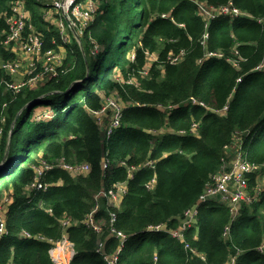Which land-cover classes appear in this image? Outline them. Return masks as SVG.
<instances>
[{"label": "trees", "instance_id": "trees-1", "mask_svg": "<svg viewBox=\"0 0 264 264\" xmlns=\"http://www.w3.org/2000/svg\"><path fill=\"white\" fill-rule=\"evenodd\" d=\"M11 1L0 0V14ZM93 1V19L79 41L63 45L55 76L13 93L0 68V165L17 117L0 166V205H7L0 264H56L49 248L64 234L75 250L69 264H264V174L255 169L238 216L212 198L181 238L170 233L213 176L231 168L233 141L241 160L264 165V69L255 70L264 61V0H196L209 10L231 2L240 12L212 18L195 0ZM26 4L43 48L56 50L58 15L43 16L38 0ZM147 53L157 58L149 62ZM13 60L0 46V62ZM110 95L129 104L108 134L92 111ZM147 159L153 167H142ZM64 162L89 170L73 175ZM119 186V204L98 199ZM98 202L101 233L84 223ZM63 216L77 224L65 228ZM157 225L165 228L145 231ZM111 227L126 235L122 244Z\"/></svg>", "mask_w": 264, "mask_h": 264}, {"label": "built area", "instance_id": "built-area-1", "mask_svg": "<svg viewBox=\"0 0 264 264\" xmlns=\"http://www.w3.org/2000/svg\"><path fill=\"white\" fill-rule=\"evenodd\" d=\"M197 4L201 13L209 18L214 17L215 13L232 14L235 16L240 14L239 10L234 8L231 2H229V4L222 5L220 9L217 10H209L203 3L197 2ZM26 5V0H12L9 3L8 13L0 14V17H3L6 23V29L1 33L3 35V46L9 47L11 50L19 52V54L22 53L26 58L24 60V63L26 64L24 68L21 67V61L17 59L13 61L0 62V67L3 68V71L9 77V79L5 81L4 89L10 90L13 93H17L19 92V90H22L25 87L36 88L46 77L55 76L57 74L58 67H60L61 65L62 59L64 58L65 47L63 45H68L72 37L76 38L77 41H79V34L82 33L83 28L86 26V24L93 19V0H51L50 5H47L49 6L48 10L45 11L43 8V16L50 18L51 16L53 17L54 15H58L55 20V24L59 27L62 44L58 45L56 50H54L53 48L44 49L41 34L31 23L30 12ZM59 19L62 20V22L64 21V23H61L60 25ZM64 30H66V33L64 32ZM75 33L78 37L75 35ZM153 55L151 57V60H155L157 58L155 53ZM181 56L182 52L177 56L171 57L170 61L177 62L178 60H180ZM36 60H39V62H37ZM39 65L41 68H39ZM148 67L149 63L144 68L143 74H147ZM36 69L39 70L35 71ZM262 69H264V61L255 67V70ZM18 73L22 74V77L16 79L15 76ZM239 80L240 79H237V81ZM190 100L194 101L192 97L190 98ZM102 103L103 106L101 107V109L92 111V113L96 119L97 124L103 126L105 130H107V133L110 134L115 127L119 126L120 118L122 116V110L129 103H122L115 95L106 96L104 100H102ZM108 109L112 111L113 116H107ZM4 122L5 118L4 116H1L0 143L3 136ZM9 138L10 131L8 133L7 142ZM239 156L240 155H237L236 158L232 160V166L229 171H223L222 173L218 174L219 177L215 178L216 183H208L205 185L201 192V196L198 199V202L192 207L187 208L183 212L184 216L181 219V224L178 225L175 229L170 230L172 236L181 238L182 228L185 225H189L195 221L194 216L197 213L198 206L203 203L202 200L212 199L217 194L223 193L218 199L225 203H231V208L233 210L236 209L235 203L239 200H243L247 193L246 174L247 172L252 171V167L247 162L241 160ZM105 165V161H102V166L105 167ZM146 165L149 167H153L154 160H145L142 164V167ZM62 166L73 175L86 173L89 170V165L87 163L77 165L66 164L64 162ZM232 182H236V184H234L233 186L230 185V183ZM153 183L154 181H152L151 186L153 185ZM35 184L38 188L41 187V183L35 182ZM119 189L123 191V187L119 186L116 190L110 189L102 193L101 196L108 199V205L119 204L121 199V193ZM98 205L99 203L95 204L88 217L85 218L84 223L85 225H88L93 230H95V232L101 233V221L94 219V213L99 208ZM5 211L6 210L4 209V205H0V239L5 233V223L3 221V214L5 213ZM110 217V221L112 223L115 218V213L110 212ZM60 221L65 228L77 224V221H72L67 216H63ZM158 228L163 229L165 227L157 225L155 226V229H153L151 226H148L146 227V230L152 231L158 230ZM109 233V236L117 237L120 240L121 244L126 239V235L124 233L117 231L113 227L110 228ZM41 239L43 240L44 238ZM258 250L264 254V244H262L258 248ZM49 252L52 260L56 264H69L75 253V250L73 248V244L64 234L61 239L52 243ZM115 259L116 255H111L108 258L110 263H113Z\"/></svg>", "mask_w": 264, "mask_h": 264}, {"label": "bare ground", "instance_id": "bare-ground-1", "mask_svg": "<svg viewBox=\"0 0 264 264\" xmlns=\"http://www.w3.org/2000/svg\"><path fill=\"white\" fill-rule=\"evenodd\" d=\"M195 2L197 3L198 1H196L195 0ZM2 41H3V35L2 34H0V46L1 47H4V48H7V47H5V46H3V44H2ZM2 70H3V68L2 67H0ZM194 103V102H193ZM200 104H202V103H200ZM226 110V108L224 107L223 109H221L220 111H225ZM19 115V113L17 114V116ZM17 119V118H16ZM16 121V120H15ZM15 121L13 120V122H12V125L11 126H13L14 124L13 123H15ZM239 148H240V143L238 142V141H233L230 145H229V147H228V149L229 150H232V152H234V153H236V151L238 152L239 151ZM251 167H252V170L253 169H255L256 171H259L260 169H263L264 168V165H262V166H256V165H254V164H250V163H248ZM262 167V168H261ZM231 169V168H230ZM229 169V170H230ZM228 170V171H229ZM219 176H218V174H216V175H214L213 176V181L210 183V184H213V183H216L215 182V178H218ZM257 179V181L260 183V182H262L261 181V179L260 178H256ZM264 180V179H263ZM246 181H247V178H246ZM208 184V183H207ZM234 184H236V182H232V183H230V185H234ZM221 194H223V193H221ZM221 194H217L215 197H214V199H217L218 200V198H220V195ZM200 196H201V194L199 195V197H198V199L200 198ZM250 195L248 194V193H246V196H245V198H244V200H250ZM210 199H208V200H202V202L203 203H205V202H207V201H209ZM239 201L238 202H236L235 203V205H236V209L235 210H233L232 208H231V203H226V205L228 206V207H230L231 209H230V212H231V214H232V216L233 217H236V216H238L239 215V211H238V206H239ZM101 229H102V227H101ZM146 229V228H145ZM175 229V228H174ZM173 230V229H172ZM75 254V253H74Z\"/></svg>", "mask_w": 264, "mask_h": 264}, {"label": "rangeland", "instance_id": "rangeland-1", "mask_svg": "<svg viewBox=\"0 0 264 264\" xmlns=\"http://www.w3.org/2000/svg\"><path fill=\"white\" fill-rule=\"evenodd\" d=\"M38 1H40L41 2V4H43V6L44 7H42V9L41 10H43V8H44V10L45 11H47L48 10V8H49V6H47V5H50V2H51V0H38ZM94 3H96V1L94 2ZM53 14H55V13H53ZM62 18V17H61ZM63 19V18H62ZM59 23H60V25H61V23H64V21L62 22V20H60L59 19ZM64 32L66 33V30H64ZM147 55V61H149V62H151V61H153V60H151V57H152V53H147L146 54ZM24 55L21 53L20 54V57L22 58ZM154 56V55H153ZM37 62H39V60H36ZM117 76H119V75H117ZM114 77H116V74H115V76ZM122 81V80H121ZM101 94V93H100ZM36 111H38V110H36ZM38 113L37 112H35L34 113V116H38L37 115ZM51 114V113H50ZM39 117H36V119H38ZM237 155H239V153L236 151V156ZM232 160H234V155H233V152H232ZM262 168V167H261ZM258 172H262V174H264V168L263 169H260ZM259 186H261V184H259ZM102 193V192H101ZM4 209L6 210L7 209V205H4ZM4 216L6 215L5 213L3 214ZM102 230V229H101ZM99 246H100V244H99Z\"/></svg>", "mask_w": 264, "mask_h": 264}, {"label": "crops", "instance_id": "crops-1", "mask_svg": "<svg viewBox=\"0 0 264 264\" xmlns=\"http://www.w3.org/2000/svg\"><path fill=\"white\" fill-rule=\"evenodd\" d=\"M2 32H0V34H1ZM4 48V47H3ZM5 50H9L10 48L9 47H7V48H4ZM10 51L15 55V59H17V60H19V61H21V67L22 68H24V66L26 65L25 63H24V60L26 59L24 56L21 58L20 57V54H19V52H16L15 50H11L10 49ZM18 53V54H17ZM16 79H19V78H21L22 77V74H20V73H18L16 76ZM155 134H160L161 133V131H156V132H154ZM260 184L262 185V182H260ZM205 187V186H204ZM203 187V188H204ZM102 195V193L101 194H99V197H98V199H102V198H104L105 200H106V205L109 203V201H108V199L106 198V197H103V196H101ZM198 202V199L196 200V202L193 204V205H195L196 203ZM4 205H6V203H4ZM192 205V206H193ZM191 206V207H192Z\"/></svg>", "mask_w": 264, "mask_h": 264}, {"label": "water", "instance_id": "water-1", "mask_svg": "<svg viewBox=\"0 0 264 264\" xmlns=\"http://www.w3.org/2000/svg\"><path fill=\"white\" fill-rule=\"evenodd\" d=\"M75 35H76V33H75ZM77 36V35H76ZM78 37V36H77ZM16 118L17 117H15V119H14V121L16 120ZM14 124V123H13ZM13 127V126H12ZM12 127H11V130H12ZM11 130H10V136H11ZM9 143H10V138H9V140H8V142H7V146H6V149H5V153H4V155H3V158H2V160H1V163H3L4 162V160H5V158L7 157V154H8V149H9Z\"/></svg>", "mask_w": 264, "mask_h": 264}, {"label": "clouds", "instance_id": "clouds-1", "mask_svg": "<svg viewBox=\"0 0 264 264\" xmlns=\"http://www.w3.org/2000/svg\"><path fill=\"white\" fill-rule=\"evenodd\" d=\"M2 164H3V163H1V165H2ZM1 165H0V166H1ZM98 203H99V202H98ZM107 205H108V204H107ZM107 205H106V206H107ZM98 206H99V205H98ZM98 209H99V208H98ZM90 212H91V211H90ZM109 215H110V213H109ZM85 218H86V217H85ZM85 218H84V220H85ZM110 218H111V217H110ZM98 221H100V220H98ZM100 223H101L102 226H103V222L101 221ZM145 231H146V229H145ZM51 246H52V245H51ZM51 246H50V247H51ZM49 249H50V248H49ZM49 254H50V252H49ZM50 256H51V255H50Z\"/></svg>", "mask_w": 264, "mask_h": 264}]
</instances>
